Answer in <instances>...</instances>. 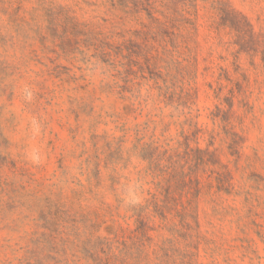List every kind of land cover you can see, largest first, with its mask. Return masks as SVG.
Masks as SVG:
<instances>
[{"label": "rangeland", "instance_id": "obj_1", "mask_svg": "<svg viewBox=\"0 0 264 264\" xmlns=\"http://www.w3.org/2000/svg\"><path fill=\"white\" fill-rule=\"evenodd\" d=\"M137 1L0 0V264H264V0Z\"/></svg>", "mask_w": 264, "mask_h": 264}, {"label": "trees", "instance_id": "obj_2", "mask_svg": "<svg viewBox=\"0 0 264 264\" xmlns=\"http://www.w3.org/2000/svg\"><path fill=\"white\" fill-rule=\"evenodd\" d=\"M147 2H149V0H146ZM138 1L137 0H112L111 4L114 8L121 10L123 12V14L125 15H132V12H135V9H137L138 5ZM149 7V12L148 14L151 15V7L149 5V3L147 4ZM153 9V8H152ZM147 10V9H145ZM148 11V10H147ZM151 17V16H150ZM152 22H155L157 24H162L157 18H150ZM111 86H108V89H110ZM124 99V97H121ZM149 162L151 163V166H153V170L155 171L157 169V171L159 172L160 170L159 168V164L157 163L158 161L156 159L153 158V154H150L149 156ZM160 215L162 216L163 214L160 213Z\"/></svg>", "mask_w": 264, "mask_h": 264}, {"label": "clouds", "instance_id": "obj_3", "mask_svg": "<svg viewBox=\"0 0 264 264\" xmlns=\"http://www.w3.org/2000/svg\"><path fill=\"white\" fill-rule=\"evenodd\" d=\"M31 159V162L34 163V164H38L39 163V158L35 155L31 156L30 157Z\"/></svg>", "mask_w": 264, "mask_h": 264}]
</instances>
